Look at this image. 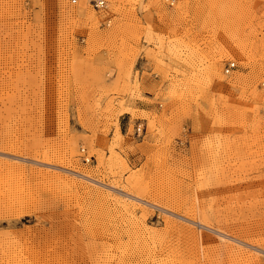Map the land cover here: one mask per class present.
<instances>
[{
  "label": "rangeland",
  "instance_id": "rangeland-1",
  "mask_svg": "<svg viewBox=\"0 0 264 264\" xmlns=\"http://www.w3.org/2000/svg\"><path fill=\"white\" fill-rule=\"evenodd\" d=\"M0 264H264V0H0Z\"/></svg>",
  "mask_w": 264,
  "mask_h": 264
},
{
  "label": "crops",
  "instance_id": "crops-1",
  "mask_svg": "<svg viewBox=\"0 0 264 264\" xmlns=\"http://www.w3.org/2000/svg\"><path fill=\"white\" fill-rule=\"evenodd\" d=\"M143 63H145V62L141 61L140 62V66H139V70L141 71V75H142V72H143V68H142V64ZM140 79L142 80V84L144 86V91H143L144 96L146 98L152 99L154 97V94L149 92L146 88L150 87L158 79H155V78L154 79H150L148 77H142ZM137 106H138V108L144 109V110H147V111H151L154 108H156V105H150V104H146V103H143V102H137Z\"/></svg>",
  "mask_w": 264,
  "mask_h": 264
},
{
  "label": "built area",
  "instance_id": "built-area-1",
  "mask_svg": "<svg viewBox=\"0 0 264 264\" xmlns=\"http://www.w3.org/2000/svg\"><path fill=\"white\" fill-rule=\"evenodd\" d=\"M77 1H78V0H70V2H71L72 4L77 3ZM89 4L92 6V8H93L94 10H97V11H98V10H102V9H104V8L106 7V5H107V0H89ZM171 4H172V3H171ZM171 4H169V5H171ZM232 67H234V63H230L229 66L226 68L225 71L228 72L229 69L232 68ZM142 132H143V129L140 130V127L137 126V127H136V131H135L136 136L139 137L140 135H142Z\"/></svg>",
  "mask_w": 264,
  "mask_h": 264
},
{
  "label": "bare ground",
  "instance_id": "bare-ground-1",
  "mask_svg": "<svg viewBox=\"0 0 264 264\" xmlns=\"http://www.w3.org/2000/svg\"><path fill=\"white\" fill-rule=\"evenodd\" d=\"M138 73V72H137ZM141 73V72H140ZM119 127H117V129H118ZM116 132H118V131H116ZM118 134H120V133H118ZM48 160H46L45 162H47ZM56 166V165H55ZM61 168V167H60ZM74 174H76L77 173V171H73V170H71ZM71 171H68V172H71ZM72 174V173H71ZM59 176V175H58ZM79 176H81L82 178H84V179H91L90 178V175H87V174H85V173H79ZM77 177V176H76ZM80 177V178H81ZM89 182V181H88ZM128 198H130V197H128ZM122 200V199H121ZM131 205V204H130ZM187 219V218H186ZM185 219V220H186ZM196 223H198V226L201 228H205L206 226L204 225V224H202L201 222H196ZM191 225V224H190ZM207 228V227H206ZM199 231V230H198ZM197 231V233H199ZM216 232V231H215ZM218 232V231H217ZM222 236H221V240H222V238L223 239H226V240H230V241H235L234 243H237V244H240V245H242V243H243V241H241V240H238V239H236L235 237H232V236H229L228 234L227 235H224L222 232H219ZM198 235V234H197ZM200 235V234H199ZM217 235H219V234H217ZM199 238H200V236H198ZM205 238V237H204ZM220 238V237H219ZM197 240V239H196ZM190 241V240H189ZM203 242V241H202ZM232 242V243H233ZM201 243V242H200ZM204 243V242H203ZM245 244V243H244ZM201 246V245H200ZM229 248V247H228ZM240 251H243V250H240ZM231 252V251H230ZM236 252H238V251H236ZM241 253V252H240ZM230 254V253H229ZM243 254V253H242ZM246 254H247V252H246ZM250 255V254H249ZM242 256V255H241ZM247 257H248V255H247Z\"/></svg>",
  "mask_w": 264,
  "mask_h": 264
}]
</instances>
